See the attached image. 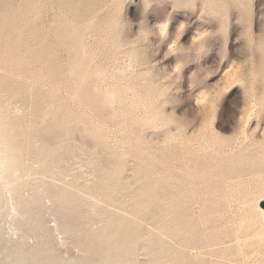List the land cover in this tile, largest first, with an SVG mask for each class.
I'll return each mask as SVG.
<instances>
[{"label": "rangeland", "instance_id": "rangeland-1", "mask_svg": "<svg viewBox=\"0 0 264 264\" xmlns=\"http://www.w3.org/2000/svg\"><path fill=\"white\" fill-rule=\"evenodd\" d=\"M0 81L32 169L0 264H264L230 238L264 190V0H0Z\"/></svg>", "mask_w": 264, "mask_h": 264}, {"label": "bare ground", "instance_id": "bare-ground-1", "mask_svg": "<svg viewBox=\"0 0 264 264\" xmlns=\"http://www.w3.org/2000/svg\"><path fill=\"white\" fill-rule=\"evenodd\" d=\"M11 78V77H10ZM17 78V77H16ZM2 79V78H1ZM3 81V80H2ZM16 81V80H15ZM1 82V81H0ZM13 84V83H12ZM1 85V84H0ZM31 87V86H30ZM1 88V86H0ZM5 88V87H4ZM3 91V90H2ZM4 93V92H3ZM1 95V94H0ZM3 95V94H2ZM1 95V96H2ZM0 96V97H1ZM89 96V95H88ZM3 97V96H2ZM5 98V96H4ZM6 99V98H5ZM30 99V98H29ZM35 99V98H33ZM10 100V99H9ZM31 100V99H30ZM6 101V100H4ZM36 101V99L34 100ZM33 101V102H34ZM3 102H1V98H0V210L3 209V214L5 213L4 211L9 207L11 208L12 210L15 209L16 213H18L19 215L21 214H24L26 209L24 207V204L26 202V198L23 197L21 191H22V183L20 182H23L24 184H26V180L28 178V174L30 173V171L32 170L31 167H29L23 160V150H24V145L21 144L19 141H18V134H20L22 132L19 131L20 129L16 128L15 129V125L13 124V122L10 120L9 116H8V113L5 112V105L2 104ZM6 103V102H4ZM9 104V102H8ZM53 105V104H52ZM51 105V106H52ZM7 106V105H6ZM10 106V105H8ZM13 106V105H12ZM11 106V107H12ZM17 106V104H16ZM42 106V105H41ZM50 106V105H49ZM48 108V107H47ZM58 108V106H57ZM56 108V109H57ZM62 108V107H61ZM60 108V109H61ZM16 109V108H14ZM42 109V108H41ZM12 111V110H11ZM14 111V110H13ZM15 111L18 112V110L16 109ZM50 111V110H49ZM55 111V110H54ZM16 112V114H18ZM23 112V111H22ZM52 112V111H51ZM49 113V112H48ZM12 114V113H11ZM14 114V113H13ZM39 116V115H38ZM64 118V117H63ZM62 118V120H63ZM23 119V118H22ZM65 119V118H64ZM17 120V119H16ZM19 120V119H18ZM24 120V119H23ZM40 121V120H39ZM55 121V120H54ZM67 121V120H66ZM62 122V121H61ZM64 122V121H63ZM62 122V123H63ZM69 123V122H68ZM67 123V124H68ZM30 124V123H29ZM51 124V123H50ZM54 124V123H53ZM52 124V126H53ZM70 124V123H69ZM68 124V125H69ZM33 125V124H31ZM18 126V125H17ZM64 126V125H63ZM36 127V125H35ZM41 127V126H40ZM49 127H51V125H49ZM56 127H58L56 125ZM66 127V126H65ZM25 128V127H24ZM28 128V127H27ZM42 128V127H41ZM37 129V128H36ZM64 129V128H63ZM28 131V129H25ZM49 130V129H48ZM56 130V129H55ZM72 131V130H71ZM45 132V130H44ZM60 132V131H59ZM62 132V131H61ZM60 132V133H61ZM51 133V132H50ZM67 133V132H66ZM45 134V133H44ZM29 135V134H28ZM27 135V136H28ZM32 135V134H30ZM58 135V134H57ZM62 135V134H61ZM66 135V134H65ZM64 135V136H65ZM81 135V134H80ZM26 136V137H27ZM56 136V135H55ZM59 136V135H58ZM62 136V137H64ZM30 137V136H29ZM35 137V136H34ZM61 137V138H62ZM23 138V137H22ZM55 138H59V137H55ZM47 139V138H46ZM28 140V138H27ZM31 140V139H30ZM21 141V140H20ZM26 141V140H25ZM49 141V140H48ZM47 141V142H48ZM28 142V141H27ZM34 144V143H33ZM39 144V143H38ZM36 146V145H35ZM40 146V145H39ZM52 146V145H51ZM28 147V146H27ZM59 147V146H57ZM61 147H62V144H61ZM64 147V146H63ZM35 148V147H34ZM39 148V147H38ZM47 148V147H46ZM68 148V146H67ZM61 149V148H60ZM38 150V149H37ZM53 150V149H52ZM65 150V149H64ZM48 151V149H47ZM51 152V151H50ZM56 152V151H55ZM59 152V150H58ZM61 153V152H60ZM47 154V153H46ZM59 154V153H58ZM49 155V154H48ZM52 155V153H51ZM39 156V155H38ZM35 158V157H34ZM46 159L49 158V157H45ZM44 158V159H45ZM58 158V157H57ZM66 158V157H65ZM42 159V160H44ZM36 160V159H35ZM38 160V159H37ZM50 161V160H49ZM59 161V160H57ZM43 162V161H42ZM44 163V162H43ZM41 164V163H40ZM60 164V163H59ZM49 166V164H46ZM56 165V164H55ZM48 166L45 167V164H44V167L43 169H45L46 171L49 170ZM54 166V165H53ZM34 168V167H33ZM39 168V167H38ZM41 168V167H40ZM54 168V167H53ZM51 170H54V169H51ZM108 171V170H107ZM59 172V171H58ZM114 172V171H113ZM36 173V172H35ZM56 173V171H55ZM50 174V173H49ZM57 174V173H56ZM54 175V174H53ZM26 180L24 177H26ZM31 176V175H30ZM49 176V175H48ZM60 176V175H59ZM43 177V175H42ZM55 177V175H54ZM59 178V177H58ZM96 178V177H95ZM19 180L22 179V181H19V183L17 182ZM29 179V178H28ZM40 179V178H39ZM94 179V178H93ZM138 179V178H137ZM117 180V179H116ZM147 180V179H146ZM150 180V179H149ZM148 180V181H149ZM44 181V180H43ZM106 181V180H105ZM145 181V180H143ZM31 182V181H30ZM40 182V180H39ZM49 182V181H48ZM136 182V181H135ZM32 183V182H31ZM35 183V182H34ZM117 183V182H116ZM144 183V182H142ZM33 184V183H32ZM48 184V183H47ZM63 184V183H62ZM127 184V183H126ZM140 184V182H139ZM145 184V183H144ZM155 184V183H154ZM50 185V184H49ZM53 185V184H52ZM88 185V184H87ZM119 185V184H118ZM141 185V184H140ZM25 186V185H24ZM55 186V185H53ZM58 186V185H57ZM59 186H60V183H59ZM122 186V184H121ZM126 186V185H124ZM142 186V185H141ZM162 186V185H161ZM172 186V184H171ZM175 186V185H174ZM26 187V186H25ZM28 187L29 184H28ZM107 184L102 186V185H96L95 188L96 189H100V188H103V189H107ZM109 187L111 188L112 190V193L113 191H115V187H119V186H116L115 182H111L109 183ZM139 187V186H138ZM47 188V186H46ZM67 188V187H66ZM121 187H119L118 189H120ZM127 188V187H126ZM140 188V187H139ZM26 189V188H25ZM41 189V188H40ZM70 189V188H69ZM124 189V187H123ZM128 189V188H127ZM131 189V188H130ZM39 190V188H38ZM46 191V190H44ZM53 191V189H52ZM70 191V190H69ZM117 191V189H116ZM169 191V190H168ZM72 192V191H71ZM120 192V191H119ZM143 192V191H142ZM6 193H10V195H12V198H10L9 202L7 203L6 199ZM24 193V192H23ZM117 193V192H116ZM124 193V192H123ZM127 193V192H126ZM174 193V192H173ZM42 194V193H41ZM50 194V193H49ZM68 194H71L69 193L68 191L63 190V189H59V191L57 190V192H53L52 195H53V198L55 200V202H63L64 201V197L67 196ZM109 194V193H108ZM111 194V193H110ZM33 196V194H31ZM44 195V193H43ZM46 195V194H45ZM44 195V196H45ZM125 195V194H124ZM128 195V194H127ZM25 196V195H24ZM29 196V194H28ZM31 196V197H32ZM39 196V195H38ZM37 196V197H38ZM47 196V195H46ZM117 196V195H116ZM147 196V195H146ZM48 197V196H47ZM51 197V196H50ZM49 197V198H50ZM87 197V196H86ZM145 197V196H144ZM44 198V197H43ZM74 198V197H73ZM99 198V197H98ZM116 198V197H115ZM128 198V197H127ZM183 198V197H182ZM91 199V198H90ZM141 199V198H140ZM152 199V198H151ZM158 199V198H157ZM161 199V198H160ZM167 199V198H166ZM180 199V198H179ZM31 200V199H29ZM52 200V199H51ZM165 200V199H164ZM170 200V199H169ZM260 200H264V190L263 191H260L258 193H256V195L254 196V198L252 199V201L250 202V205L249 207H247L246 209V212L244 213V215H242V218L240 220V224H239V228L238 230L232 234L230 236V238L236 240V245L238 246L237 250L235 253H233L235 256H238V260L239 258L242 259V257H244V255H248L247 253H254V254H261V253H264V208L259 206V201ZM119 201V200H118ZM135 201V200H134ZM84 202V201H83ZM122 202V201H121ZM133 202V201H132ZM175 202V200L173 201ZM35 203V202H34ZM54 203V202H53ZM70 203V202H69ZM114 203V202H113ZM145 203V202H144ZM40 204V203H39ZM66 204V203H65ZM120 204V203H119ZM127 204V203H126ZM129 204V203H128ZM159 204V203H158ZM167 204V203H166ZM172 204V203H171ZM55 205V204H54ZM157 205V203H156ZM169 205V204H168ZM125 206V205H124ZM153 206V205H152ZM91 207V206H90ZM128 208V207H127ZM38 209V208H37ZM93 209V208H91ZM9 209H7L8 211ZM57 210V209H56ZM94 210V209H93ZM118 210V209H117ZM172 210V208H171ZM95 211V210H94ZM120 211V210H119ZM150 211V209H149ZM148 211V212H149ZM169 211V210H168ZM177 211V210H176ZM1 212V211H0ZM92 212V211H91ZM8 213V212H7ZM29 213V212H28ZM34 213V212H33ZM36 213V212H35ZM161 213V212H160ZM166 214V213H165ZM26 215V214H25ZM140 215V214H139ZM24 216V215H23ZM154 216V215H153ZM133 217V216H132ZM184 218V217H183ZM164 219V218H163ZM14 220V219H13ZM27 220V219H25ZM139 220V219H137ZM1 221V220H0ZM30 221V220H29ZM33 221V220H32ZM165 221V220H164ZM153 222V221H152ZM108 223V222H107ZM147 223V222H146ZM100 224V223H99ZM180 224V223H179ZM97 225V224H96ZM34 227V226H33ZM95 227V226H94ZM172 228V227H171ZM223 228V227H222ZM93 229V227H92ZM180 229V228H179ZM219 229H221L219 227ZM2 230V229H1ZM183 230V229H182ZM218 230V229H217ZM219 231V230H218ZM222 231V230H221ZM92 232V231H91ZM193 232V231H192ZM165 233V232H164ZM172 234V233H170ZM175 235V234H173ZM180 235V234H179ZM132 236V235H131ZM169 236V235H168ZM171 236V235H170ZM216 236V235H215ZM222 237V236H221ZM225 237V236H223ZM166 238V237H165ZM174 238V237H173ZM190 238V237H189ZM217 238V237H216ZM220 238V237H219ZM216 239V240H213L211 241L210 239V242L208 244H206L207 246H217L221 243L224 242L223 238H220V239ZM226 238V237H225ZM224 238V239H225ZM229 238V237H228ZM213 239V238H212ZM166 240H169L168 238ZM111 241V240H110ZM158 241V240H157ZM229 241V240H228ZM245 242H250L248 246H245L244 243ZM167 243V242H166ZM173 243V242H172ZM197 243V242H195ZM182 244V243H181ZM178 245V243H177ZM196 245H200L202 246V244H196ZM204 245V243H203ZM222 245V244H221ZM225 245V244H223ZM247 245V244H246ZM166 246V245H165ZM194 246V245H193ZM192 246V247H193ZM17 247V246H16ZM191 247V248H192ZM205 247V245H204ZM248 247V248H246ZM152 248V247H151ZM195 248V247H194ZM206 248V247H205ZM48 249V247H47ZM97 249V248H96ZM175 249V248H174ZM173 249V250H174ZM188 249V248H187ZM18 250V249H16ZM211 250V249H209ZM19 251V250H18ZM24 251V250H23ZM31 251V250H30ZM45 251V250H44ZM191 251V250H190ZM194 251V250H193ZM196 251V250H195ZM11 252V251H10ZM117 252V250L115 251ZM121 252V251H120ZM167 252V251H166ZM170 252V251H169ZM14 253V251H13ZM12 253V254H13ZM86 253V252H85ZM190 253V252H188ZM207 253V252H205ZM11 254V253H10ZM39 254V253H38ZM232 254V255H233ZM41 255V254H40ZM120 255V254H119ZM182 255V254H181ZM14 256V255H13ZM52 256V255H51ZM89 256V255H88ZM172 256V255H170ZM169 256V257H170ZM190 256V255H189ZM218 256V255H217ZM12 257V256H11ZM33 257V256H32ZM37 257H40L39 255H37ZM13 258V257H12ZM28 258V257H27ZM48 258V257H47ZM168 258V257H167ZM251 258V257H250ZM59 259V258H58ZM96 259V258H95ZM120 259V258H119ZM175 259V258H174ZM212 259V258H211ZM216 259H219V258H216ZM66 260V259H65ZM229 260V259H228ZM50 261V260H49ZM100 261V260H98ZM113 261V260H112ZM225 261V259L223 260ZM237 261V260H235ZM240 261V260H239ZM260 261V260H259ZM44 262V261H43ZM61 262V261H60ZM65 262V261H64ZM170 262V260H168V263ZM175 261H173V259L171 260L170 264H175L174 263ZM178 262V261H177ZM233 262V261H232ZM243 261H241L242 264ZM257 262V261H256ZM261 262V261H260ZM54 263V262H52ZM166 263V262H165ZM198 263V262H197ZM224 263V262H223ZM235 263V262H234ZM237 263V262H236ZM12 264H34L33 263V258L30 260H27L25 257H23V255H18V257L12 262ZM45 264V263H44ZM51 264V263H50ZM55 264V263H54ZM167 264V263H166ZM177 264V263H176ZM180 264H182L180 262ZM186 264H189V263H186ZM227 264V263H226ZM262 264V263H261Z\"/></svg>", "mask_w": 264, "mask_h": 264}]
</instances>
